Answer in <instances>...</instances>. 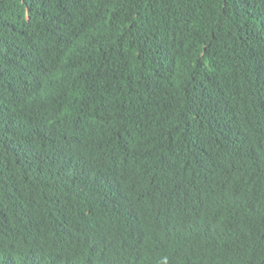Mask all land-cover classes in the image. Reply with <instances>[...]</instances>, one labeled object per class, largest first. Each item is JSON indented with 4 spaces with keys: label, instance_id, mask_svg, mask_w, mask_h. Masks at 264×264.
Instances as JSON below:
<instances>
[{
    "label": "trees",
    "instance_id": "1",
    "mask_svg": "<svg viewBox=\"0 0 264 264\" xmlns=\"http://www.w3.org/2000/svg\"><path fill=\"white\" fill-rule=\"evenodd\" d=\"M0 264H264V0H0Z\"/></svg>",
    "mask_w": 264,
    "mask_h": 264
}]
</instances>
